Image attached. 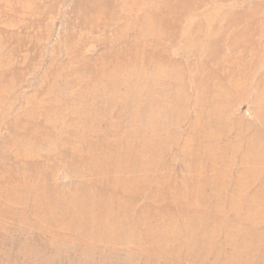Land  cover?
<instances>
[{
  "label": "rangeland",
  "instance_id": "rangeland-1",
  "mask_svg": "<svg viewBox=\"0 0 264 264\" xmlns=\"http://www.w3.org/2000/svg\"><path fill=\"white\" fill-rule=\"evenodd\" d=\"M0 264H264V0H0Z\"/></svg>",
  "mask_w": 264,
  "mask_h": 264
}]
</instances>
